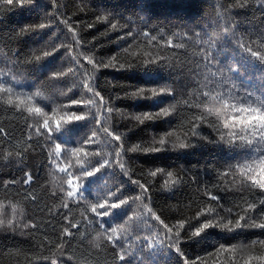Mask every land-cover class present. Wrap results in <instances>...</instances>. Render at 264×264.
Listing matches in <instances>:
<instances>
[{"label":"trees","instance_id":"trees-1","mask_svg":"<svg viewBox=\"0 0 264 264\" xmlns=\"http://www.w3.org/2000/svg\"><path fill=\"white\" fill-rule=\"evenodd\" d=\"M64 19L76 39L67 31ZM41 22L48 26L39 29ZM112 24L117 27L112 28ZM25 26L29 27L22 32ZM226 28L264 54V0H25L23 6L0 0V75L31 95L33 104L43 107L50 117L55 115L49 120L50 127L55 129L56 119L60 120L59 144L88 152L87 158L81 154L79 162L71 157L70 166L63 154L56 164L50 163L51 143L35 134L38 118L0 100V128L8 134H0V264H184L182 256L166 244L151 249L146 246L142 237L152 235L154 228L141 226L142 221L129 229L132 235L125 247L132 255L119 261L116 249L103 238L96 240L101 230L98 224L88 222L94 214L87 203H73V198L67 197L71 190L68 177L59 166L68 167L72 178L83 184V194L91 203L134 197L141 191L134 180L146 184L148 199L141 195L135 203L130 199L127 206L112 210L110 216L103 217L105 227L122 224L133 211L141 212V201H145L170 226L184 222L180 247L190 264L198 257L203 260L197 264H244L250 255H264L259 244L264 240V229L258 227L231 232L215 227L198 237L191 235L209 218V209L219 223L228 219L235 223L240 216L245 217L241 224L264 221V193L252 188L251 174L237 167L256 152L242 144L228 147L215 142L220 134L230 131L223 127V121L240 115L231 109L232 104L264 103V63L239 47L224 32ZM145 31L156 39L149 41L143 36ZM179 44L183 47H176ZM209 48L216 58L214 66L202 62ZM45 51L50 55L44 56ZM146 60L155 63H143ZM119 65L124 68L119 69ZM216 68L221 72L213 75ZM85 79L119 111L106 113L92 105V115L70 121L72 112L89 110L71 103L92 95L82 87ZM140 87L146 88L145 98L132 97ZM150 87L170 88L174 94L148 98ZM217 91L228 99V108L211 99ZM165 107L170 108L167 116L142 124L134 120L136 114ZM104 127L122 134L119 149L108 143ZM193 129L212 142L192 137ZM93 132L95 142L89 144ZM169 132L171 136H167ZM161 136L168 139L169 149L189 140L194 146L151 154L129 151L130 146L146 147ZM114 151L121 152L126 171L118 165L106 166L77 179L82 164L87 166L85 171L94 170L104 163L101 157L111 160ZM157 169L164 172L153 177L151 172ZM169 171L172 177L167 175ZM26 172L33 177L30 184L24 183ZM248 203H255V209L245 211ZM228 208H232L231 213ZM65 214L77 228L70 227ZM148 223L158 224L155 220ZM65 227L75 235L63 236ZM138 234L139 241L134 238ZM220 245L232 250L208 255Z\"/></svg>","mask_w":264,"mask_h":264},{"label":"snow or ice","instance_id":"snow-or-ice-1","mask_svg":"<svg viewBox=\"0 0 264 264\" xmlns=\"http://www.w3.org/2000/svg\"><path fill=\"white\" fill-rule=\"evenodd\" d=\"M25 0H6V3L9 5H18L23 6ZM47 14L45 15V17ZM63 23L67 26V31L69 33H73V39H76L74 30L72 26L69 24L67 19L63 20ZM48 26L47 23L41 22L37 27L39 29H44ZM112 28H116V24L111 25ZM29 26H25V28L21 29V31H26ZM224 32L229 34L232 39H234L238 46L241 47L246 53H248L251 57L258 60L261 63H264V54H261L260 51L253 50L250 43H248L242 36L237 35L236 33H229V30L226 28L224 29ZM198 34V33H197ZM143 36L145 38H148L149 41L155 40L156 37L154 35H151L150 32L145 31L143 32ZM79 42V41H77ZM199 43V41H197ZM167 44L169 46H172V41L168 40ZM214 43L211 45V47H214ZM176 47H183L182 44L176 45ZM127 50V49H125ZM207 55L202 58V62L214 66L216 63V58L212 56L211 54V48L207 49ZM44 56L50 55L49 51H45L43 53ZM40 57L37 56L36 60H39ZM17 60H20V57H17ZM113 60H115V57H113ZM79 61L77 60V63ZM89 64H92V60H88ZM143 63H155L154 60H146ZM104 67H115L111 64H103ZM163 66V65H161ZM132 65H129V68H131ZM124 65H119V69H123ZM71 71V69H69ZM221 72L219 68H216V72L213 73L215 75L216 73ZM58 75H63V73H60ZM15 80V83L19 84L20 81L16 80L15 77H13ZM230 80V78H229ZM82 87L86 89L89 93H92L90 97H88L86 100L81 101L80 99H76L72 101L71 103L77 106L82 105L84 108H88V111H85L83 114H78L77 112H72L71 116L69 117L70 121H82L86 118V116H90L93 113L91 112L89 106L95 105L98 109H103L106 113H111L113 111H119V109H114L113 107L109 106L108 102L105 101L104 97L100 95L99 91H95L92 85L88 82L87 79L82 84ZM230 90V89H229ZM146 91L145 87H140L136 89L131 95L132 97L137 98H145L144 93ZM147 91L150 93V96L148 98H156L161 95H173V90L170 88H160V87H150L147 88ZM127 95V93H126ZM203 96L207 97L209 96L208 92H203ZM213 101H216L218 105H220L223 108L229 107V101L228 99H223L221 97V93L217 91L215 95L211 97ZM0 100H3L5 103H7L10 106H13L17 108V110H20L23 108L24 111H26L29 115L38 118V124L39 126L35 127V134L37 136H43L47 141L51 143L50 150L48 152L49 157H51L50 163L56 164L58 161L61 160L62 154L64 155V158L68 160L69 166L71 165V157H77L79 162V157L81 154L85 158L88 156V152L84 151L83 148L77 147L74 149L71 148H65L61 144L57 142L56 135L57 133L61 132V124L60 120L56 119L55 123V129L50 127L49 120L55 119V115L52 117L49 116L48 112L45 111L43 107L35 106L33 104V97L31 95H28L26 92L22 90L16 89L13 84L7 83L4 80V77L0 75ZM231 109L234 112L240 113V115L237 116H231L226 118L223 121V127L225 129H229L230 131L227 134H220L219 138L216 139V143H222L228 147H238L241 144L243 146L253 148L256 152V156L253 158L246 160L242 165H238L237 167L240 169L241 172L244 173H250L251 175L248 177L251 184L250 186L252 188L259 189L260 192L264 193V103H261L259 100L255 101V106H253L252 103H249L247 106L238 105V104H232ZM170 113V108L165 107L160 111L157 112H146L141 114L134 115V120L139 123H144L147 120H151L154 117L159 118L160 116H167ZM211 114V113H210ZM96 116V114H95ZM97 117V116H96ZM219 119V117H217ZM61 119H63L61 117ZM197 119H201V117H197ZM98 122V119H97ZM198 126V125H197ZM213 128H215V125H211ZM43 129V131H42ZM104 132L107 135L108 143L115 146V148L119 149L122 145L118 142L122 141L123 136L120 132H117L116 129L109 130L108 127H104ZM31 129L29 130L28 138L31 139ZM0 134L8 135L5 133L3 128H0ZM172 133H167V136H171ZM225 135H227L229 138L226 139ZM95 132L92 133V135L87 140V143L91 144L95 142ZM191 136L196 139H203V140H209L206 136H201L199 133H197L194 129L191 132ZM209 142H212L209 140ZM169 141L165 136H161L159 138H154L153 143L149 146L142 147L140 144H137L135 146H130L129 151L132 153H136L137 151H140L144 154H151V153H157L161 151L166 150H175V149H187L190 147H193L192 141H186V142H180L179 144H172L171 149L167 148ZM19 155V153H18ZM101 159L104 161V163L94 170H87V166L81 165V171L78 173L77 179L79 177H86V176H92L95 174V172H99L102 170V168L108 166H114L118 165V167L122 171H126L125 164L121 162V152L120 151H114L112 154V159H105L101 157ZM59 171L62 173H66L68 179L67 184L69 191H67L66 195L68 198H73L72 202L77 203L79 201H84L87 203L88 208L90 209L91 213L94 214V219L89 220V223H96L99 225V228L101 230L100 234L97 235L96 240L100 241L101 238H103L108 244L112 246V248L116 249V258H118L119 261H125L126 256H131L132 252L129 247H125L126 244H128V238L132 235L131 231L129 229L132 228V225L135 224L137 221H142L143 227H153L154 233L150 236L144 235L142 238L145 241L146 246L151 249L157 244H166V246L170 249L175 250L177 253H179L182 258L184 259V264H190L189 259L184 256L183 251L180 247V244L182 240H184V237L181 236V230L184 229V222L178 221L171 226L168 223H165L163 219L159 215H156L155 212L151 207L148 206V203L145 201H141L143 204V210L141 212H135L133 211V215L129 217L126 221H124L122 224L111 226V227H105V223L103 221V217H107L111 215L112 210L121 208L123 206H127L129 204V200H132V203H135L137 200L140 199V196L143 195L145 199H148V187L146 184L141 183L139 180H134V183L138 186V188L141 190L140 193H138L134 197H130L128 199L120 200L113 202L111 198L105 199L102 202L99 203H91L89 200H87L83 194L82 188L83 184L77 183L73 178L72 172L68 170V167L59 166ZM158 172H164L163 169H157L151 172V175L155 177ZM167 175L169 177H172V172H167ZM224 175H227V172L224 173ZM130 179H132L129 176ZM33 181V177L30 173H25V184H30ZM11 183H15V181H11ZM173 183H178V180H174ZM211 199L218 200L217 196H212ZM261 203H264V198H261ZM68 204L67 202L64 203V208L67 209ZM256 204L255 203H248L247 209H255ZM209 218L206 220H203L200 222L199 226L195 228L194 231H191V235L198 237L202 233H204L206 230L215 228V227H222L224 230L231 232L234 231L237 228H247V227H258L260 229H264V221H261L259 223L253 221L251 224H241V221L245 219L244 216H240L239 219L235 220V223H233L232 219H228L226 223H219L217 222L215 216H212L211 210L209 209ZM227 211L229 213L232 212V208H228ZM218 215V214H217ZM146 217V218H145ZM65 220L68 221L71 228H77V223L72 222L71 220H68V215L65 214L64 216ZM155 220L158 222V224H149L148 221ZM2 223V222H0ZM12 226V222H9V227ZM33 228L36 227L35 224L31 225ZM162 226V227H161ZM63 236L72 237L75 235L74 232L69 230L68 227H65L62 233ZM137 241L141 239L139 234L134 237ZM256 241H253L252 246H255ZM259 244L264 247V240H259ZM96 247L99 248L100 244L97 243ZM232 249L230 247H225L224 245H220L219 247L215 248L211 253L208 255L215 256L218 253L228 252ZM197 260H203L202 257H198L191 261V264H197ZM264 264V255L260 256H253L250 255L245 261L244 264Z\"/></svg>","mask_w":264,"mask_h":264}]
</instances>
